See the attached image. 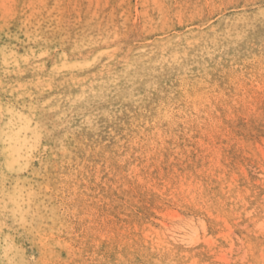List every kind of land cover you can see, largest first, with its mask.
<instances>
[{"label":"rangeland","instance_id":"1","mask_svg":"<svg viewBox=\"0 0 264 264\" xmlns=\"http://www.w3.org/2000/svg\"><path fill=\"white\" fill-rule=\"evenodd\" d=\"M0 3V264H264V0Z\"/></svg>","mask_w":264,"mask_h":264},{"label":"bare ground","instance_id":"2","mask_svg":"<svg viewBox=\"0 0 264 264\" xmlns=\"http://www.w3.org/2000/svg\"><path fill=\"white\" fill-rule=\"evenodd\" d=\"M1 4V3H0ZM138 8V7H137ZM228 8V7H227ZM131 40V39H130ZM8 48V47H7ZM33 48V47H32ZM72 106V105H71ZM23 113V112H22ZM28 124V123H27ZM11 129V128H10ZM31 132V131H30ZM14 139V138H13ZM22 154V153H21ZM17 155H20V151L17 152ZM215 166V165H214ZM175 168V167H174ZM161 169V168H160ZM118 187V186H117ZM19 192V191H18ZM103 202V201H102ZM29 221V220H28Z\"/></svg>","mask_w":264,"mask_h":264}]
</instances>
